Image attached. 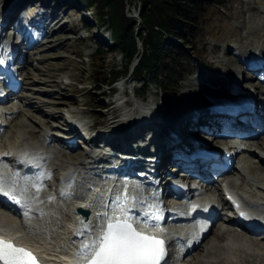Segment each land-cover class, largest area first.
Returning <instances> with one entry per match:
<instances>
[{"label":"bare ground","instance_id":"obj_1","mask_svg":"<svg viewBox=\"0 0 264 264\" xmlns=\"http://www.w3.org/2000/svg\"><path fill=\"white\" fill-rule=\"evenodd\" d=\"M8 1L0 0V18L2 17V10H4L3 20L6 25L7 23L18 24L19 22L21 24L20 14L9 12L11 8H7ZM43 5L44 7H49L48 12L57 15L53 8L55 5L53 0L51 3L48 0H43ZM245 11L248 13V19H243L241 23L244 34L235 40L237 43L234 47H227L225 53L231 54V51L242 47L244 48V55L239 56L241 59L237 57L241 63L244 60L242 57L246 56V54L250 56L259 52H263V58L260 59L263 60L264 8L248 5ZM59 21L56 22V26ZM61 25L63 24H60L59 27ZM39 27V32L45 33L48 31L49 25L46 23ZM69 35L67 34V38H69ZM37 54L34 53L33 58L38 59L37 57H39L41 59ZM21 57L22 52L18 53V58L21 59ZM7 59L8 55L5 57V60ZM260 60L253 65L252 69L254 72L258 71L260 73L263 70L261 63H259ZM213 68L217 69L215 73L210 72L199 75L198 80L200 83L208 86L212 83H217L219 77L222 79L226 75L224 72L228 71L225 69L224 63H219L217 67L213 66ZM221 70L224 72L222 73ZM240 72L241 69L237 67L228 73H234V76L238 78L240 77ZM30 73L35 74L34 71L31 72V70L27 69L26 75L32 80L34 76L29 75ZM34 82L31 83L29 89L36 93L38 90H36L37 85ZM230 86H228L229 89ZM124 96L128 95L124 94L118 97L120 102L125 98ZM136 96L137 91L134 89L132 90V103H128L123 108L120 123L123 124L125 122L123 126H126V124H131V121L134 120L143 119L145 122L147 121L143 124V127L147 125V128H143L145 131L144 136H149L155 143L156 155L159 159L157 171L161 170V177L168 172L164 164L173 162L174 166L169 169V173L175 171L176 166H180L195 173L194 175L200 177V179L214 183L212 178L207 177L208 175L211 176L210 174H204L207 168L202 169L203 164L200 163L203 156L207 154H197L204 147L212 148L204 142V134L208 136L207 134L210 132L225 130L232 132L231 134L235 132L234 135H242L245 138L244 147L240 150L244 175L235 176L236 174L231 172L234 168L232 167L225 176L232 177L234 175L235 177L229 181L230 183L227 187L231 190L230 192L241 195L249 204V207L256 212L257 219L263 221L262 225L252 221L253 224L259 227L263 226L264 155L252 150V147L253 145L264 146V124H262V119H264V98H261L262 100H252L250 103L249 101L248 103L244 102L243 106L237 104V106H233L224 100L225 96L213 95V97L217 98L215 100L221 104L216 111L203 114L196 112L195 109L187 113V110H189L188 106L183 109L187 116V119L183 120L180 116L174 118H166L164 115L162 118L154 117V114L160 113V111L156 112L155 105L147 102L142 105L135 98ZM261 97H264V93ZM35 98H39V96H35L34 100H36ZM31 104L32 102L27 104L29 109L27 115L22 112L21 104L18 100L11 104L13 105L12 107L6 103L2 106L4 108L0 109V122L2 121L0 129L4 126L3 132L0 133V155H3V163L7 166L3 177H5L11 191L17 192L20 196H25L28 200L20 201L23 213L28 212L27 216L23 215L22 218H13L0 212V233H7L20 245L31 247L38 254L41 264H73L77 261L85 263L87 260H81L77 255L82 241L89 237V233H91L93 238L99 236L108 222L104 215H97L99 207H103L107 201H117L120 198L123 199L122 201H137L136 197L139 196V198L145 199L146 195L140 196L142 190L136 183L123 180L121 168L117 169L119 172H115L116 167L110 165L113 158L109 157L110 151L107 149L95 148V150L93 149L89 152H86V149H80V151L74 149L78 155H70L67 152V148L71 142L60 138L61 136L58 137L54 131L36 128L38 126H36L33 117L43 113L38 108L32 107ZM56 109L58 110V108ZM57 112L59 113V110ZM53 114L58 115L56 111ZM149 118L152 119L151 122L148 121ZM46 122L48 123V120ZM72 128L76 127L73 125ZM50 129H53V126H50ZM237 132L242 133L238 134ZM138 133L139 130L131 131V129L122 136L114 133L113 139H116V141L113 143V148L122 150L123 147L128 146L130 148L136 145L138 141L132 144V140H136L135 137ZM168 137L170 139L172 137L173 140ZM166 142H169V145L165 149L161 148V145ZM121 156L123 155L121 154ZM25 160H33L29 164V166H33L32 168L42 165V173L40 174H46L47 179L51 176L52 170H61L62 195H56L58 191L54 193L45 189L42 184V175L36 176L33 174V176L23 178L18 176L19 171L12 168L10 164L18 165ZM89 160L92 162H89ZM212 162L213 160L209 164ZM90 163L91 165H89ZM97 163L100 164L97 165L98 168L94 167V169H91ZM120 164L128 167V164L123 161ZM136 164H140V162L137 161ZM135 165H132V167ZM103 167L107 168L104 169ZM110 171L112 172L111 174ZM119 173L120 175H117ZM165 176L168 178L172 177L170 174ZM50 181L51 179L48 180V185L51 183ZM177 182L181 184V181ZM215 184L221 185V182L217 181ZM37 188H39V191H37ZM57 189L58 187L56 186ZM195 189L198 190L197 187ZM110 190L116 192V197L112 198L110 196ZM212 196H214L213 193L209 194L208 191H199L194 194V197H197L196 201L186 205L175 204L174 208L187 207V209L192 210V206L195 205L197 206L195 210H200L205 203H209V201L205 200L212 199ZM181 202L182 200H180ZM87 206L92 207L95 217L89 224H82L78 219L80 213L77 208ZM154 207L150 203L144 209L151 210ZM85 226H87V230L84 231L83 235H79L78 233L85 229ZM224 226V228L220 225L215 226L203 235L200 241V229L194 224L186 222L164 227L169 238V246H171L174 253V259H170L169 264H264V239L260 238L264 235V232L259 234L258 238L253 239V234L240 231L241 229L239 230L237 223L230 222ZM215 228V237L204 241ZM179 235H183L182 238H186L188 244L192 243L195 245L194 251L197 250L195 254L188 251L184 252L183 245H179L181 242L178 240L176 242ZM172 241L174 242L173 245L171 244ZM74 249H76L75 254L73 253Z\"/></svg>","mask_w":264,"mask_h":264},{"label":"rangeland","instance_id":"obj_2","mask_svg":"<svg viewBox=\"0 0 264 264\" xmlns=\"http://www.w3.org/2000/svg\"><path fill=\"white\" fill-rule=\"evenodd\" d=\"M48 1L50 3L52 2V0ZM125 1V11L133 13L132 10L134 6L137 8L139 1ZM79 2L80 0H53L55 4L53 8L57 12L58 19L61 18L57 26H60V24L63 25L59 28H54V23L51 24L50 27H52V30L48 33L47 40H45L46 42L44 41V44L41 46L31 47V51H28L23 57V64L26 69L31 70V72L34 71L35 74H29L34 76L32 80L25 75L21 93L23 95L28 93L29 95L26 96L29 97H22L20 98V102H18L22 104V112L26 115L29 113L27 102L30 100L32 102V107L38 108V110L43 113L37 115V117H33L36 126H38L36 128L38 129L48 130L50 126H53L52 130L56 129L55 131L58 132L64 131L62 128L66 126L63 125L66 111L70 109L81 111L82 108H85V112L97 120L99 124L97 128L103 129L105 125L108 127L107 118L110 116L105 117L102 114L110 111L111 107H104L106 105V98L102 99L103 95L101 92L113 86V84L110 85L108 83L110 73L115 65L119 66L121 69L123 67L124 69L125 59L122 58L120 50L114 46V35L110 21L98 22L97 17L94 15V8H84ZM26 4L32 5L33 1L9 0L7 6H15L14 11L16 13L19 12L22 16H28L33 13L32 10L34 8L31 6L28 10L26 6L29 5ZM248 5L264 8V0H219V3H213L207 6V10L202 17V25L198 28L196 37L192 39L189 48H187L188 52L191 54L185 65L183 74L174 86L175 94L171 96L166 95L165 98L163 90L164 81L162 83L153 77L146 80L147 84L145 88L143 87L137 90V93H139L141 97L146 98V100L144 99L145 102L151 104L155 103L161 107L160 109H164V112L160 111V113L154 114L157 118H162L163 115L166 118H174L173 116H177L182 112V116L180 117L183 120L187 119L183 109L188 107V103L193 100L192 97L194 96L197 97L196 99H199L196 100L198 101L195 102L196 105H193L195 107L198 105L196 112L203 114H205L204 112H214L211 110L210 112L208 111L207 107L210 105L211 101L202 95V92H204V94H209L211 91L210 87L203 83L204 86L202 84L198 85L196 81L199 75L201 76L210 72L215 73L217 69L213 68V66L217 67L219 63H224L225 69L228 70L227 73L239 67L241 69L240 79H244L245 87L258 86L260 92L261 90L264 91V84L262 81H260L259 78H255L253 72L250 71V65L252 67L254 65V62L251 64L248 63L249 60L251 61V55L248 56L246 54V56L242 57L244 59L242 63L237 59V57L241 59L239 56L244 55V48L241 47L233 50L230 52L231 54L225 53V49L227 47H234L237 43L235 40L244 34L241 23L243 19H248V13L245 11ZM82 9L89 10L88 15L90 16L83 18L84 15L82 16L79 13ZM49 24L50 23H48V25ZM70 31L75 33L73 38L72 36L70 37L71 34L68 33ZM67 34H70L69 38H67ZM86 35H88V37H86ZM63 41L65 42L61 45ZM106 45L110 47L107 48ZM142 48V44L139 42L140 54L142 53ZM98 50L107 52L104 58L97 54ZM192 50H194V55L192 54ZM31 53H38L41 59L33 62L31 60L33 58ZM93 58H95V61H93ZM242 69L244 70L242 71ZM95 71L97 72L96 76L99 75L104 81V84L101 85L100 88H97L100 85V79L95 80L94 78L95 73L93 72ZM221 71L222 73L224 72L223 70ZM136 74L145 77L142 71H138ZM123 76V79L130 77L127 73H124ZM33 81H35L34 83L37 85L36 90L38 91L36 93L29 89ZM140 82L141 80L136 81L138 84H140ZM198 83H200V81H198ZM116 84H120V82ZM94 86L97 91L91 88ZM129 91L130 89L126 91L128 95L127 98L132 97ZM169 91H171V88L168 89V92ZM231 92L233 93V91ZM118 94L119 93H117V95ZM35 96H39V98H35L36 100H34ZM164 99H166V102H164ZM220 105L221 104L218 106ZM193 106H191V108H193ZM56 108H58L59 113ZM54 111H56L58 115H54ZM115 112L117 115L120 114L119 109H116ZM120 118L122 119V117L118 119ZM121 119L118 122L119 125L122 124H120ZM46 120H48V123ZM262 124H264L263 119ZM112 127L114 126L112 125ZM79 142H81V140L77 137L73 145L71 143L67 148V152L70 155H78L77 151H74V149L78 146ZM166 144V146H168L169 142ZM259 148H264V146L259 147V145H253L252 150L258 151ZM236 173V171H233V174ZM215 233L216 228L204 241L214 238ZM260 238L262 239V237ZM196 252L197 250L193 251L194 254Z\"/></svg>","mask_w":264,"mask_h":264},{"label":"trees","instance_id":"obj_3","mask_svg":"<svg viewBox=\"0 0 264 264\" xmlns=\"http://www.w3.org/2000/svg\"><path fill=\"white\" fill-rule=\"evenodd\" d=\"M140 21L125 11V0H80L84 8H94L98 22L110 21L114 35V46L125 59L124 69L115 65L109 81L121 74L129 73L132 58L138 49V40L142 43V54L133 70V75L146 80L156 78L164 81V94L173 95L174 86L185 70L190 54L187 50L202 25V17L210 4L219 0H138ZM128 3V2H127ZM109 18V19H108ZM109 48V45H106ZM191 47V46H190ZM102 58L105 51H97ZM194 55V50H192ZM95 61V58H93ZM142 71L145 77L138 76ZM100 88L104 81L100 76ZM92 73V75H93ZM171 91L168 92V89Z\"/></svg>","mask_w":264,"mask_h":264},{"label":"snow or ice","instance_id":"obj_4","mask_svg":"<svg viewBox=\"0 0 264 264\" xmlns=\"http://www.w3.org/2000/svg\"><path fill=\"white\" fill-rule=\"evenodd\" d=\"M3 194L20 203L13 193ZM196 207L193 205L192 210ZM120 213L118 217L105 215L108 221L106 227L94 238L89 233L77 255L81 260H87V264H160L166 255L165 241L158 236L137 231L130 222L132 217L127 215V210L122 206ZM24 215L27 216L28 212ZM148 226L145 224V227ZM85 230L87 226L78 234L83 235ZM0 264H39V261L30 250L0 235Z\"/></svg>","mask_w":264,"mask_h":264},{"label":"water","instance_id":"obj_5","mask_svg":"<svg viewBox=\"0 0 264 264\" xmlns=\"http://www.w3.org/2000/svg\"><path fill=\"white\" fill-rule=\"evenodd\" d=\"M79 210L82 211V212H84L85 214H88V213H89L88 210H85V209H83V208H80Z\"/></svg>","mask_w":264,"mask_h":264}]
</instances>
